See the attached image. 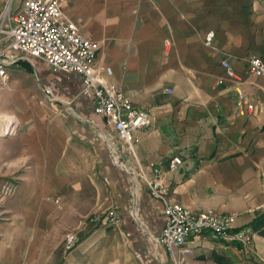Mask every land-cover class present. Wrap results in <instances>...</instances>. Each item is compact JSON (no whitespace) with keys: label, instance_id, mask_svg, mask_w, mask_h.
Wrapping results in <instances>:
<instances>
[{"label":"crops","instance_id":"0c3cea01","mask_svg":"<svg viewBox=\"0 0 264 264\" xmlns=\"http://www.w3.org/2000/svg\"><path fill=\"white\" fill-rule=\"evenodd\" d=\"M22 2L0 0L8 28ZM60 2L100 43L99 61L112 69L104 78L151 123L136 132L133 154L83 93L81 73L27 54L11 64L0 99V190L6 180L15 190L0 194V264H219L214 252L264 264V225H252L264 212V76L247 70L250 57L264 60V0ZM174 156L183 162L172 170ZM152 163L162 165L172 202L235 214L250 242L193 240L182 263L172 259L158 241L165 203L146 182ZM111 208L119 225L88 226ZM87 226L59 262L65 230Z\"/></svg>","mask_w":264,"mask_h":264},{"label":"built area","instance_id":"2783aa9c","mask_svg":"<svg viewBox=\"0 0 264 264\" xmlns=\"http://www.w3.org/2000/svg\"><path fill=\"white\" fill-rule=\"evenodd\" d=\"M13 22L8 28L5 14H0V99L11 77L9 66L23 54L41 57L65 71H77L84 77L83 93L95 101L96 113L112 122L119 138L134 154L136 132L150 125V114L148 110L135 105L120 85L111 84L104 78L103 72L110 74L112 69L99 61L100 43L86 36L80 25L65 15L60 0H23L13 16ZM222 64L229 77H236L227 59ZM247 70L251 74L264 76V60L259 56L250 57ZM246 109L249 113L256 110L252 103H247ZM182 162V157H172L170 169H178ZM150 167L154 176L146 178L147 185L151 194L165 203V224L158 241L172 259L182 263L187 254L194 252V247L188 246L193 240L212 239L237 242L243 246L250 242V230L236 226L235 214L195 211L172 202L168 197L169 188L161 181L162 165L152 163ZM14 190L15 185L7 183L0 194L9 196ZM89 220L93 224L103 225L121 223V217L113 208L93 215ZM78 240L77 233L67 232L64 250L74 248Z\"/></svg>","mask_w":264,"mask_h":264},{"label":"rangeland","instance_id":"374dc122","mask_svg":"<svg viewBox=\"0 0 264 264\" xmlns=\"http://www.w3.org/2000/svg\"><path fill=\"white\" fill-rule=\"evenodd\" d=\"M3 93H4V91H3ZM2 93V94H3ZM3 96V95H2ZM48 101V100H47ZM21 113L23 114L24 112H23V110H21ZM21 119H25V116H23L22 115V118ZM0 121H3V117L0 115ZM7 184V180L4 182V184L3 185H6ZM1 191V190H0ZM106 225V224H105ZM88 226L90 227V228H95V227H98V226H104L103 224H100V223H98V224H93L92 222H88ZM86 227V228H84V229H79V228H73V227H69L68 229H66L65 230V232H64V234L66 235V233L67 232H70V231H74L75 233H77L78 234V238H79V240H78V242H77V244L74 246V247H76L77 245H78V243L82 240V236H86L87 234H88V230H89V227ZM64 239H65V236H64ZM60 247L62 248V251L61 252H58V250H56V254H55V258L56 259H58V261L60 262V260L62 259V253H63V255L65 254V253H68L69 251H71L72 249H70L69 251H65L64 250V240L62 241V243L60 244ZM198 251V250H197ZM234 259H238L237 257H234ZM214 264H217V263H215L214 262Z\"/></svg>","mask_w":264,"mask_h":264},{"label":"trees","instance_id":"16d2710c","mask_svg":"<svg viewBox=\"0 0 264 264\" xmlns=\"http://www.w3.org/2000/svg\"><path fill=\"white\" fill-rule=\"evenodd\" d=\"M252 225L254 228H258L261 225H264V212L258 215V217L252 222ZM61 251H62V248L59 247L58 252H61ZM212 258L219 264H238L231 258V256L225 253L214 252L212 253Z\"/></svg>","mask_w":264,"mask_h":264}]
</instances>
